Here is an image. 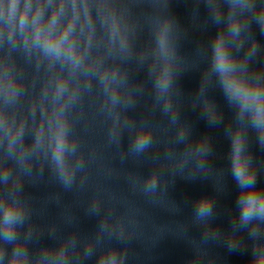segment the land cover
<instances>
[{
  "label": "clouds",
  "instance_id": "obj_1",
  "mask_svg": "<svg viewBox=\"0 0 264 264\" xmlns=\"http://www.w3.org/2000/svg\"><path fill=\"white\" fill-rule=\"evenodd\" d=\"M51 2V0H49ZM241 8L248 6V0H232L230 7ZM46 5L42 0H0V29L6 30L9 37L16 38L17 34L33 47L38 48L51 61L67 65L72 72L77 71L85 63V49L91 46L93 25L91 5L88 0H60L58 5L51 9L45 17ZM67 13L66 18H64ZM264 24V14L260 17ZM79 23V27H78ZM171 20L164 18L158 22L156 36V56L159 60L156 88L161 93L169 90L171 83V64L174 59V46L171 39ZM85 28L87 29L85 31ZM240 23L237 17H232L227 32H220L212 45L211 71L219 78L221 86L230 102L234 103L241 120L247 119L264 144V82L249 80L241 75L235 56L231 49L233 44L229 37L238 36ZM83 40L84 47L79 41ZM110 43L118 44L121 51L128 49V36L115 14L111 18ZM101 80L111 91L113 105L119 103V79L115 71L109 73L104 70ZM0 92L5 101L19 92V82L12 67L5 63L0 67ZM68 95L74 98V93L68 89V81L64 77L56 79L53 88V103L60 107H53L49 119L48 143L51 149V162L60 174L65 185L72 181L74 165L71 157L74 153V144L68 140L67 124L64 119L63 97ZM166 109L168 101H165ZM0 126L7 137V147H16L20 137V128L13 130L3 115H0ZM150 132L140 129L135 136L133 149L143 151L150 143ZM44 129L37 133L36 143L44 141ZM203 151V149H198ZM19 162L26 164L28 157L23 147L19 149ZM232 172L239 188L238 203L240 205V219L244 222L264 220V189L258 188L255 183V173L250 166V160L244 152V136L238 128L233 137ZM11 181L10 169L7 164L0 171V183L8 185ZM156 178L149 182V190H154ZM211 213V202L202 199L197 205V216L204 218ZM24 206L14 195L5 193L0 196V260L4 257L3 244H13L11 264H48V259L30 257L25 244L18 239L17 230L24 222ZM258 226L254 225L252 232L255 235ZM64 251L50 257L57 264H63ZM123 257L115 249L101 254V264H120ZM254 264H264V244L257 243L253 256Z\"/></svg>",
  "mask_w": 264,
  "mask_h": 264
}]
</instances>
